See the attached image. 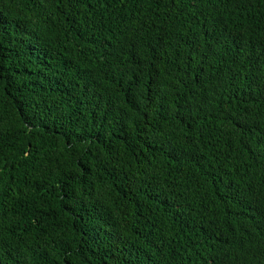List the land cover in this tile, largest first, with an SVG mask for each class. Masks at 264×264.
I'll return each mask as SVG.
<instances>
[{
    "label": "trees",
    "instance_id": "16d2710c",
    "mask_svg": "<svg viewBox=\"0 0 264 264\" xmlns=\"http://www.w3.org/2000/svg\"><path fill=\"white\" fill-rule=\"evenodd\" d=\"M0 264H264V0H0Z\"/></svg>",
    "mask_w": 264,
    "mask_h": 264
}]
</instances>
